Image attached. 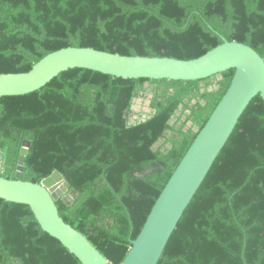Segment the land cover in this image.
<instances>
[{
  "label": "trees",
  "instance_id": "obj_1",
  "mask_svg": "<svg viewBox=\"0 0 264 264\" xmlns=\"http://www.w3.org/2000/svg\"><path fill=\"white\" fill-rule=\"evenodd\" d=\"M223 40L264 58V0H0V75L90 48L197 59ZM234 70L198 81L124 80L84 69L0 99V177L59 172L77 197L60 218L121 264ZM150 96V114L133 110ZM144 119V121H142ZM134 120L133 124L130 121ZM0 264H80L27 206L0 200ZM158 264H264V101L256 96L183 213Z\"/></svg>",
  "mask_w": 264,
  "mask_h": 264
},
{
  "label": "water",
  "instance_id": "obj_2",
  "mask_svg": "<svg viewBox=\"0 0 264 264\" xmlns=\"http://www.w3.org/2000/svg\"><path fill=\"white\" fill-rule=\"evenodd\" d=\"M84 69L124 80L198 81L234 70L228 90L182 158L155 202L142 230L121 264H158L183 213L250 102L264 101V58L252 48L223 43L189 61L126 57L90 48H65L51 53L28 73L0 75V99L23 96L45 87L59 74ZM150 99V96H149ZM137 101V100H136ZM150 101L146 102L149 106ZM144 121V119H142ZM134 120L130 121L133 124ZM24 141L13 180L0 177V200L27 206L41 230L57 240L80 264H110L78 231L64 223L55 202L69 206L77 193L54 171L40 183L20 180L28 154Z\"/></svg>",
  "mask_w": 264,
  "mask_h": 264
},
{
  "label": "flooded vegetation",
  "instance_id": "obj_3",
  "mask_svg": "<svg viewBox=\"0 0 264 264\" xmlns=\"http://www.w3.org/2000/svg\"><path fill=\"white\" fill-rule=\"evenodd\" d=\"M148 100H149V98L143 99V107L141 110H139V112H137V113H141L142 118H144L146 115L150 114L149 106L146 105V102Z\"/></svg>",
  "mask_w": 264,
  "mask_h": 264
},
{
  "label": "rangeland",
  "instance_id": "obj_4",
  "mask_svg": "<svg viewBox=\"0 0 264 264\" xmlns=\"http://www.w3.org/2000/svg\"><path fill=\"white\" fill-rule=\"evenodd\" d=\"M142 107H143V100L139 99V100L135 101L133 110L135 112H139V110H141Z\"/></svg>",
  "mask_w": 264,
  "mask_h": 264
}]
</instances>
